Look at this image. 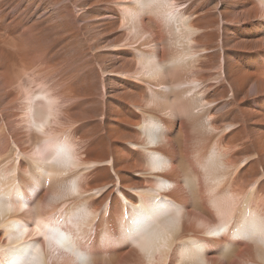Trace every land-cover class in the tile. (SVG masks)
<instances>
[{
  "label": "bare ground",
  "instance_id": "1",
  "mask_svg": "<svg viewBox=\"0 0 264 264\" xmlns=\"http://www.w3.org/2000/svg\"><path fill=\"white\" fill-rule=\"evenodd\" d=\"M221 1V21L228 26L230 22H247L246 16L249 19L264 18V0H250L251 10L249 6L248 10L245 6L241 10L237 3ZM114 2L122 6L125 13L130 11L129 15H123V21L135 25H132L135 31L129 29V32L133 41L140 42L139 56L156 58L164 70L152 79H144L138 57L134 72H117L115 69L110 74L130 76L140 82L155 81L152 83L156 87L168 83L181 86L185 81L200 82L206 87L207 79L214 75L210 70L216 69L220 74L223 70L217 92L222 100L228 101L231 122L224 127L219 125L220 119H228L229 115L214 113L216 104L209 106L207 102L208 109H202L204 113L196 119L194 101L183 103L178 93L159 92L161 98L174 97L163 102L162 111H175L174 108L179 107L187 119L182 117L183 120L176 124V118L166 120L153 115L152 109L140 110L142 117L135 125L139 133H134L133 138L137 143L131 140L129 145L131 149L145 153L146 169L140 172L151 180L147 177L145 186H131L125 188L129 192L124 193L120 189L124 188L126 176L116 173L114 185L119 200L111 204L109 200L101 199L106 188L89 189L86 182L89 171L111 162L93 163L89 159L91 153L84 158L74 132L52 128L57 124L62 103L50 105L51 98H58L54 88L39 78L33 65L20 63L13 51L9 62L11 74L1 75V85L15 92L20 104L27 103L18 127L20 123L26 125L25 128L34 132L37 141L44 146L34 149V153L43 159L19 161L23 154L17 149L19 152L15 150L16 156L12 158L11 146L4 151L8 144L5 132L0 134V264H264V165L257 158L249 161V157L243 155L253 150L261 155L264 153V137H256L258 135L251 127L260 123L258 113L262 112L254 113V109L250 111L243 107H254L253 100L264 95V45L260 47L261 51L254 50L250 55V58L260 55L258 67L250 75L256 86L252 98L242 76H234L236 60L244 57L241 47L234 40L231 43V37L217 38L213 31L202 28L207 20H201L197 15L205 11L202 10L205 6L202 5L198 13L195 11L189 15L183 4L176 1L181 14L187 16L191 24L189 33L177 34L173 31L174 21L166 20L155 6H147L163 0H142L139 5L136 0ZM234 9L243 12L241 17ZM204 14L209 17L207 11ZM148 20L155 23V29L151 30ZM123 26L128 29L125 24ZM162 30L167 31V37ZM187 35L194 40L193 44L187 43ZM169 38L173 39L174 47H165ZM109 50L117 49L113 45ZM204 57L208 62L205 66ZM207 66L209 70H204ZM183 75H187L184 81ZM25 92L32 97L38 94L51 96L44 100L26 99ZM207 95L203 94L202 99L207 101ZM203 118L210 120L212 125L205 131L199 127ZM177 126L184 137L180 153L184 162L180 165L177 164L178 149L169 142V134ZM160 130L166 132L161 136L164 142L159 139L158 145L152 147L145 136L160 138ZM141 139L143 142L139 144ZM196 140L198 142L194 145ZM212 142L223 150L220 153L225 157V170L217 169V160L210 161L211 156H207ZM202 143L207 144L202 147ZM86 144L83 142L84 148ZM68 145L75 146L72 155L76 158H68ZM248 146L251 151L246 149ZM48 151L51 152L46 154ZM167 245L169 247L165 250L163 247Z\"/></svg>",
  "mask_w": 264,
  "mask_h": 264
},
{
  "label": "rangeland",
  "instance_id": "2",
  "mask_svg": "<svg viewBox=\"0 0 264 264\" xmlns=\"http://www.w3.org/2000/svg\"><path fill=\"white\" fill-rule=\"evenodd\" d=\"M176 1L183 4V7L188 12L184 11L185 9L183 11L189 15L194 14L195 11L198 13V9L202 5L205 6L204 8L202 7V10L207 11L209 17L205 16V11H201L197 15L201 20H207L201 25L202 28L204 30L210 29L216 34L217 38L225 39L231 37V43L235 41L241 47L240 50L243 51L242 55L244 57L236 60L237 71H235L234 76L237 78L242 76L247 89L250 91L249 97L254 98L252 94L255 93V80L250 75H253L254 70L258 67L260 55H253L254 59L250 58V55L255 52L254 50L261 51L260 47L264 45V18L249 19L247 16H242V19H246L247 22L242 21L243 23L239 24L230 22V26H228L221 21L223 11L221 0ZM236 1L229 0L231 4L234 3L233 5L237 3V7L239 6L241 10L245 7V10H248V6L249 10L253 9V5L248 4L250 0ZM139 8L142 9V6ZM124 10L114 0H0V134L5 132L8 140V144L4 146V151L11 146V150H13L11 156L14 158L16 156L15 150L18 151L17 149H19L23 154L20 155L19 161L43 159L41 155L38 156L34 153L36 146H44L43 143L40 144L37 141V135L25 128L26 125L24 126V124L20 123L21 127H18V123L21 120L20 116L23 114L25 110L23 108H25L27 103L23 102L24 104H20L17 101L19 98L15 92L5 89L1 85V75L5 73L7 75L11 74L12 68L9 62L11 60L10 55L14 51L17 54V60H21L20 63L33 65L37 69L39 78L45 79L54 88V94L58 96L59 101L63 105L57 118V124L52 125V128L57 131L71 130L72 133L74 132L73 135L75 134L76 141L81 145L80 149L84 153V158H87L89 153H91L89 159L93 163L111 162V164L109 162L110 165L108 166L98 167L89 171L86 180L89 189L106 188L107 191L101 199L109 200L111 204L119 200L117 187L114 185L116 173L120 174L119 176H126L124 188H119L120 190L123 189L124 193L129 192L125 188L145 186L144 182L147 177L151 180L148 175L140 172L146 169L145 153H142L143 151L141 150L131 149L132 147L129 145L131 140H135L133 139L135 138L134 133H139L135 125L139 123L138 121L142 117L140 110H150L144 106L148 95H154L163 104V102L172 100L174 97L170 96V99L161 98L158 95L159 92L172 91L178 93V95H181L183 103L194 101L195 111L193 112L196 119H198L197 116L199 117L201 113H204L202 109L205 111L206 108L208 109L213 104H216L214 113L220 112L229 115L226 105L228 101L222 100L217 92V85H219L217 83L223 79V70L221 74L216 69L210 70L211 74L213 75L214 73V75L209 78L210 80L207 79L206 87H203L204 85H201L200 82L192 83L191 81H185L181 86L168 83L167 85L156 87L154 85L155 81H152L154 84L147 80L140 82L137 78L130 76L117 77L110 74L115 69L117 72H134L137 68L136 60L140 57L138 50L140 42L133 41V36L129 32L130 30L132 32L135 31V25L131 21L128 24L126 20L123 21V15L127 14ZM234 10L236 11V9ZM202 13L204 15L200 16ZM129 14L130 11H128L127 15ZM241 14L243 12H237L236 15L241 17ZM150 21L148 20L147 24L149 23L148 25H151V30H153L156 26L154 22ZM235 21L237 22V20ZM124 24L128 29L123 28ZM226 27H229L230 30H227ZM164 31L162 30V33H165L166 35H164L167 37V31ZM169 39L171 41L168 40L165 47H174L172 45L174 43L173 39ZM113 45L116 46L117 50L110 51L109 49ZM206 64L208 62L204 57L203 65L205 66ZM204 70H209L208 66ZM47 72H50V74ZM219 76L221 77L219 78ZM186 77L187 75H183V81L186 80ZM167 81L171 80L168 79ZM213 88L215 90L211 91ZM209 91L211 92L209 93ZM172 92L170 93L173 96ZM207 93L209 94L207 95L209 99V101L207 99V102L210 104L208 107H206V104L198 103L201 98L200 94L206 95ZM231 94H229V98ZM229 98L226 99L230 100ZM11 99L14 100L13 103ZM258 100L259 102L257 103ZM253 101L255 102L254 107L250 109L247 106L243 107L250 111L254 109L256 111L254 113L262 112V117L258 113L260 123L251 127L255 129V134L258 135L256 137L263 138L264 122L262 118H264V109L261 108L264 107V95L256 97ZM35 104L36 102L33 103V105ZM168 106H170L169 103ZM178 108L175 107V111L170 109L162 111L161 108H157L152 109L151 112L153 115L166 120L167 118H176L174 120L178 124V120H183L182 117L187 119L186 114L183 112L184 110H181V108L179 110ZM258 119L256 120L258 121ZM205 121L206 119L203 118L199 122V127L203 131L207 127L205 126ZM228 122H231L230 115L228 119H220L219 125L223 124L222 127H224L227 126ZM159 124L165 130L160 122ZM179 131L177 126L169 134L170 144L178 149L179 152V155H177L178 165L184 162L182 161L184 156L180 154L184 137ZM165 133V131H161L160 142L163 141L161 136ZM228 137H230V134H228ZM81 141L85 144L87 143L86 148H84ZM133 142L137 143V141ZM138 142L139 144L142 143L143 139ZM197 142L196 140L194 145ZM202 145L205 146L204 143L200 146ZM209 146L210 150L207 156H211L210 161L217 160V169L225 170L223 165L225 157L222 156L223 150L215 146L214 142ZM246 149L251 151V146ZM36 150L38 149L36 148ZM220 150L222 153H220ZM49 152L51 151L46 152V154ZM243 155L246 158L249 157V161L257 158L264 165V153L261 155L253 150ZM243 155L241 156L243 157ZM107 176H110V178H107ZM192 201L194 203V200ZM211 209L213 208L211 207ZM178 244L180 246V243ZM168 247L167 245L163 248L167 250ZM216 252L218 253V251ZM258 264L260 263L258 262Z\"/></svg>",
  "mask_w": 264,
  "mask_h": 264
},
{
  "label": "clouds",
  "instance_id": "3",
  "mask_svg": "<svg viewBox=\"0 0 264 264\" xmlns=\"http://www.w3.org/2000/svg\"><path fill=\"white\" fill-rule=\"evenodd\" d=\"M136 3L139 5L142 3V0H136ZM155 6L158 13L163 16L166 20L174 21L173 23V31L177 34H187L191 30V24L190 20L187 16H184L180 12V6L176 3V0H163L162 3H155ZM151 6V7H152ZM186 41L189 45L194 43V40H192L190 35L186 36ZM190 58H194L190 57ZM138 63L141 65L140 68V74L143 76L144 79H152L156 73L162 72L164 70L161 63L154 57H147V56H140ZM24 91V90H22ZM202 95L200 94L201 98L198 100L199 104H206L207 101L202 99ZM26 99H28L29 94L25 92ZM49 94H38L34 97H32L35 100H44L47 97H50ZM59 98H51L49 100V103L51 106H55L58 104ZM145 108L147 109H157L162 108L163 104L161 101H159L154 95H148L145 100ZM205 126L211 127L210 120L205 121ZM145 137L148 138V143L155 147L159 143V139L155 136L146 135ZM75 148L74 145H68V151H69V159L76 158L74 155H72V151Z\"/></svg>",
  "mask_w": 264,
  "mask_h": 264
},
{
  "label": "snow or ice",
  "instance_id": "4",
  "mask_svg": "<svg viewBox=\"0 0 264 264\" xmlns=\"http://www.w3.org/2000/svg\"><path fill=\"white\" fill-rule=\"evenodd\" d=\"M147 6L151 7L152 6V3H149Z\"/></svg>",
  "mask_w": 264,
  "mask_h": 264
}]
</instances>
